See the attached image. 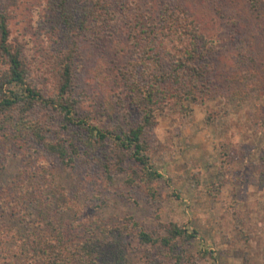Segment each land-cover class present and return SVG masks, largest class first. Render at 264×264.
I'll return each instance as SVG.
<instances>
[{
    "label": "rangeland",
    "instance_id": "rangeland-1",
    "mask_svg": "<svg viewBox=\"0 0 264 264\" xmlns=\"http://www.w3.org/2000/svg\"><path fill=\"white\" fill-rule=\"evenodd\" d=\"M58 1L0 0V13L9 19L10 41L23 49L33 81L45 95L55 91L51 61L61 55L65 41ZM83 1L71 5L81 8ZM104 1L112 5V24L93 25L91 34L78 39L70 97L80 118L91 117L112 132L138 124L140 113L130 106V83L147 80L148 70L136 61L135 28L158 24V14L171 8L179 9L184 24L198 25L220 41L219 47L213 45L216 60L206 68L218 88L211 97L185 103V110L167 107L147 134L151 161L163 176L151 184L154 193L140 178L137 163L116 152L113 142L85 146L80 142L83 131L65 126L56 109L38 105L31 118L40 123L45 139L6 146L4 178L12 181L21 174L23 181L52 182L41 196L60 202L65 196L68 209L27 203L29 209L20 214L21 197L36 190L30 186L27 192L20 184L10 190L15 195L9 197L14 200L7 208V230L11 236L28 235L36 217L45 242L73 248L90 237V228L107 226L114 233L107 241L121 242L127 264H184L176 263L173 253L159 243L146 244L138 235L146 232L160 239L175 224L196 233L185 242L177 240L186 264H264V18L251 10L249 0H140L137 6ZM227 23H235L236 29ZM138 38L146 50L164 48L161 35L157 42L148 34ZM0 63L1 77L8 66ZM244 82L249 84L247 95L229 96L233 86ZM61 144L65 158L49 149ZM1 209L0 220H7ZM93 242L97 246L103 241ZM101 248L88 264H111L107 247ZM32 256V264H42Z\"/></svg>",
    "mask_w": 264,
    "mask_h": 264
},
{
    "label": "trees",
    "instance_id": "trees-1",
    "mask_svg": "<svg viewBox=\"0 0 264 264\" xmlns=\"http://www.w3.org/2000/svg\"><path fill=\"white\" fill-rule=\"evenodd\" d=\"M72 1L59 0L57 3L62 18L61 23L65 26L63 30L65 41L63 40L64 48L61 55L51 61L55 78L53 95H45L34 83L31 68L22 55L23 49L14 46L10 41L9 19L0 13V61L8 66V71L0 77V207L2 208L1 214L7 217V220H0V264H32L30 259L32 255V258H37L35 262L42 264H82L83 262L88 264L93 252L100 251L101 245L107 247V254L111 256V264H127L121 242L119 241L118 245H115L111 241H107L106 238L114 236L111 228L107 226L90 228V237L85 238V241L80 240L78 245L75 244L73 248L62 242H45L42 232L43 225L36 217L32 220L37 225L32 223L31 228L22 230L34 229L28 235L26 233L27 236L24 234L11 236L7 230L11 226H7L11 219L7 208L10 207L9 203L14 200L9 197L15 195L10 190L20 184L27 189V192L30 186L36 189L32 191L34 192L33 196L24 193V196L21 197L23 199L20 203L24 208L20 214L23 215L25 210L29 209L28 204L30 203L40 204L47 209H51L53 204H60L61 208L68 209L65 204L67 199L65 196L59 197L61 202L41 196L46 189L49 190L53 187L52 182L39 184V181L33 179L28 182L23 181L25 176L21 174L12 181H6L4 178L7 165L4 159L8 155L6 149H9V146L10 148L11 146L17 147L28 140L41 142L45 139L40 123L31 118L32 111L38 105L56 109L64 117L65 126L70 125L83 131L84 139L80 142L85 146L94 148L95 146L101 147L110 141L113 142L116 152H121L122 156H129L137 163L141 170L140 178L146 183L149 191L154 193L151 184L162 180L163 176L151 161L147 134L156 128L158 117L164 113L167 107L175 105L185 110V103H197L199 100L211 97V92L218 88L212 83L213 81L209 77L210 73L206 68L212 62L211 59L213 62L216 60L212 56L215 52L213 45L218 46L220 41L213 40L208 33L199 29L198 25L184 24L180 13L178 14L179 9L171 8L170 12L158 14L156 20L158 24L152 23L150 27L142 30L135 28V39H138L136 42L139 45L136 61H139L142 67L146 65L148 70L147 80L135 79L130 83V106L140 113L138 124L130 126L129 129L118 127L112 132L95 125L91 117L80 118L75 113V99L70 97L74 89V62L79 50L78 39L90 31L91 34L93 25H109L114 19L112 18V5L104 0H84L83 3H79L82 4L81 8L71 5ZM130 2L137 6L140 0H119L116 4L124 6L129 5ZM249 3L251 10L264 18V0H249ZM131 20L135 21V18ZM228 27L236 29L235 23L228 24ZM262 28L264 30V24ZM143 34L153 36L154 42H157V37L161 35L164 48L157 51L156 47L154 51L144 49V41L138 38ZM250 36L254 41L255 35L250 33ZM208 45L210 47L206 48ZM254 76L255 74L251 78ZM242 84L240 83L237 87L233 86L232 89L235 90L231 91L229 96L236 97L237 93L247 95L250 90L249 84L245 82ZM49 149L60 157H66V147L62 144L59 147L49 146ZM77 153L78 151H75V154ZM58 208L60 209L59 206ZM29 223L31 222L29 221ZM37 228L40 230H36ZM16 231L20 233L19 229ZM195 234H189L187 229L175 224L171 225L168 234L160 239H155L146 232L138 233L142 242L146 244L159 243L167 252L173 253L176 263L184 264H186L183 261L184 258H181L180 253V255L178 254L177 240L185 242L190 238H195ZM8 235L10 238L3 243L2 240ZM95 239L96 241L102 239L103 242L95 246L94 242L92 243ZM112 241L117 240L112 239Z\"/></svg>",
    "mask_w": 264,
    "mask_h": 264
}]
</instances>
